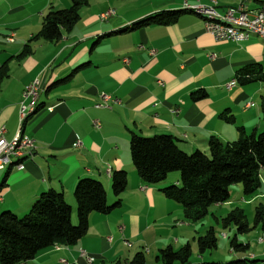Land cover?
<instances>
[{
    "label": "crops",
    "instance_id": "0c3cea01",
    "mask_svg": "<svg viewBox=\"0 0 264 264\" xmlns=\"http://www.w3.org/2000/svg\"><path fill=\"white\" fill-rule=\"evenodd\" d=\"M214 1L220 17L242 7L252 18L264 6V0ZM184 3L211 6L210 0H89L70 32L47 42L32 38L48 11L66 9L70 0H0V67L7 68L0 82V129L5 128L6 140L18 130L24 87L37 79L44 90L37 112L22 128L35 141L32 158L22 171L13 166L0 171V212L22 217L40 194L52 189L64 193L76 225L72 192L79 179L100 181L111 204L110 175L125 171L130 176L120 207L109 215L91 214L84 238L74 246H52L25 264H87L80 251L92 256L93 264H127L133 256L127 232L139 241L149 231L178 222L180 206L135 174L131 133L171 136L190 154L206 152L211 137L236 141L237 127L247 135L263 130L264 81L255 77L225 87L249 65L260 68L264 77V42L259 38L241 44L215 41L196 13L166 27L123 31L154 13L182 9ZM108 10L114 16L101 22L98 16ZM26 45L31 54L19 57ZM78 67L67 81L47 90ZM198 91L206 97L195 101L192 94ZM100 94L110 96L108 109L95 108ZM224 112L233 116V123L223 120Z\"/></svg>",
    "mask_w": 264,
    "mask_h": 264
},
{
    "label": "trees",
    "instance_id": "16d2710c",
    "mask_svg": "<svg viewBox=\"0 0 264 264\" xmlns=\"http://www.w3.org/2000/svg\"><path fill=\"white\" fill-rule=\"evenodd\" d=\"M88 2L89 0H70L68 8L48 11L42 19L39 32L32 40L58 41L62 33H68L73 29L81 10ZM192 13L195 12L183 8L161 11L132 23L123 31H135L149 25L170 26L175 24L180 16ZM200 17L205 19L203 16ZM30 54L31 49L26 45L19 57ZM79 68L73 69L66 78L52 84L47 90L60 82L67 81ZM6 76L7 68L4 65L0 67V82ZM255 77L264 81L261 69L249 65L237 72L235 80L237 84L244 85L252 82ZM205 97L204 91L192 94L195 101ZM227 113L224 112L221 117L227 123H233V116L226 115ZM237 132L236 141L222 143L211 137L206 152L196 150L190 154L182 151L177 145V140L171 136L157 135L144 138L131 133L130 161L138 178L147 185L158 186L170 174L178 173L177 180H173L168 186H159L158 192L165 199L178 204L185 219L199 221L209 207L230 201L232 186L237 184L242 186L244 199L255 196L262 188L264 128L260 133L247 135L241 127H237ZM109 179L110 191L116 199L111 204L107 202L106 190L100 181L90 178L77 181L73 190L77 214L76 226L71 222V207L67 204L64 193L52 189L40 194L29 212L22 217L7 211L0 212V264H25L52 246H74L86 236L91 214L109 215L120 207V196L127 189V173L116 171ZM224 222L227 225L234 224L238 232L244 233L248 228L245 215L240 210L230 212L224 218ZM254 223V226L260 224L264 231V205H259L255 209ZM211 234L212 232H209L198 240L201 251L215 247V239L210 237ZM189 254V245L176 252L167 247L158 252L155 260L162 264L178 262L185 264ZM246 262L248 263L247 260H242L236 263L246 264ZM127 264H145L144 254L136 253Z\"/></svg>",
    "mask_w": 264,
    "mask_h": 264
},
{
    "label": "rangeland",
    "instance_id": "374dc122",
    "mask_svg": "<svg viewBox=\"0 0 264 264\" xmlns=\"http://www.w3.org/2000/svg\"><path fill=\"white\" fill-rule=\"evenodd\" d=\"M20 103L18 105V111ZM25 122L21 125V130ZM143 137L145 138V136ZM178 177V173H172L158 186H168L170 182ZM129 178L130 176L127 173L128 182ZM261 183L262 188L259 193L251 198L245 199L242 195V186L240 184L232 186L230 188V201L224 205H213L209 207L207 213L199 221L185 219L183 211L179 207L178 222L172 223L170 228L160 227L158 230L149 231L139 241L129 238L130 234L127 232V241L131 246L127 250L129 253H133V256L136 253L142 252L145 258V264H162L155 260L160 250L170 247L176 252L186 245H189L190 254L185 264H242L236 263L242 260H247L248 263L246 262V264H264V240L261 244H258L259 238L264 239V231L261 229L260 224L254 226L255 209L259 205H264V170L261 172ZM115 201L116 199L114 198L113 202ZM131 207L136 211V206ZM237 210L242 211L245 215V222L248 228L244 233L238 232L234 224L227 225L224 222V218L230 212ZM127 213L134 214L130 212V208H127ZM151 215L155 216L156 214L151 213ZM173 217H175V214H173ZM167 220L169 222V218ZM176 223L177 226H174ZM141 225H143L142 222ZM134 226H136L135 223ZM183 226L187 227L184 228ZM183 230L188 231V233H183ZM209 232H212L210 237H214L215 239V247L211 249L205 248L201 251L198 246V240L205 237ZM174 239H177L179 243L176 244Z\"/></svg>",
    "mask_w": 264,
    "mask_h": 264
},
{
    "label": "built area",
    "instance_id": "2783aa9c",
    "mask_svg": "<svg viewBox=\"0 0 264 264\" xmlns=\"http://www.w3.org/2000/svg\"><path fill=\"white\" fill-rule=\"evenodd\" d=\"M211 6L204 7V6H194L198 8H202L204 12H209L210 14H216L214 11L215 6L217 5L216 1L210 0ZM184 5H187L184 3ZM217 15V14H216ZM114 16V11L108 10L104 13H101L99 15V20L101 22L106 21L107 19ZM219 16V15H218ZM224 19H234L239 22V25H245L250 26V28H257L262 31L264 35V10L262 13H255L252 18H249L244 12L242 7L236 8V9H228L223 16ZM204 30L207 34L213 37L215 41H230L234 42L236 44L245 43L249 40V38L246 36V34H236L234 32V29H219L215 27H210L208 25H205L204 23ZM216 57V56H215ZM125 64H128V60H123ZM159 86H163V83L161 81H158ZM236 85V80H232L229 82L225 87L227 89H230ZM39 98V88L37 81H34L32 84L27 86L22 94V101L19 106L18 111V125L19 129L15 136L10 140L7 141L4 138L5 134V128L0 129V171L2 170V167L5 166V163L8 160H12L15 158H24L27 159L31 156L32 151L34 150V140L30 137L23 135L21 133V125L24 123V114L27 112L28 109H30L35 101H38ZM101 103L96 104L95 108H104L108 109V102L110 101V97L101 94L100 95ZM79 146V143L75 144V147ZM18 171H22L24 169V166L22 168H16ZM263 238H259L258 244H261L263 242ZM80 256L84 257L86 260V263H91L94 261V258L92 256L87 255L84 251H80Z\"/></svg>",
    "mask_w": 264,
    "mask_h": 264
},
{
    "label": "bare ground",
    "instance_id": "6f19581e",
    "mask_svg": "<svg viewBox=\"0 0 264 264\" xmlns=\"http://www.w3.org/2000/svg\"><path fill=\"white\" fill-rule=\"evenodd\" d=\"M183 9L185 10H188V11H193L195 12L196 14L200 15V16H203L205 17L204 19V23L205 25H208L210 27H215V28H219V29H234V32L236 34H246V36L249 38H252V37H257L259 38L261 41L264 42V35L262 33L261 30L257 29V28H250V26H245V25H239V22L234 20V19H224L223 16L220 17L216 14H210L209 12H204L202 10V8H198V7H194V6H189V5H183L182 7ZM264 10V6L258 10L256 13H262ZM13 40L12 36L9 37V41ZM124 60V59H123ZM122 60V63L124 65H127L124 63V61ZM127 60V59H126ZM34 81H37L38 83V88H39V97L40 95L43 93V89L41 88L40 84H39V81L36 79ZM33 81V82H34ZM33 82H31L30 84H32ZM29 84V85H30ZM27 85V86H29ZM25 86L24 89L27 87ZM23 89V91H24ZM23 91H22V94H23ZM22 94H21V98H22ZM101 95V94H100ZM107 95V94H105ZM108 96V95H107ZM110 97V96H109ZM39 99V98H38ZM110 101H111V98H110ZM109 101V102H110ZM37 102L38 101H35L34 102V105L27 110V112L24 114V122L30 117V116H33L37 110H38V106H37ZM108 102V104H109ZM17 116H18V113H17ZM19 129V127H18ZM18 131V130H17ZM17 131L15 132V134L17 133ZM6 132V130H5ZM21 133L24 135V133L22 132L21 130ZM14 134V136H15ZM5 135V134H4ZM13 136V137H14ZM5 138V137H4ZM32 139V138H31ZM11 140V139H10ZM10 140H7V141H10ZM32 154H33V151L31 153V156L27 159H24V158H15V159H12V160H8L6 163H5V166L2 167V170L1 171H4L5 169L7 168H10V167H14V168H22L24 166V162H26L27 160L31 159L32 158ZM129 246V245H128ZM93 262L91 263H88V264H93Z\"/></svg>",
    "mask_w": 264,
    "mask_h": 264
}]
</instances>
